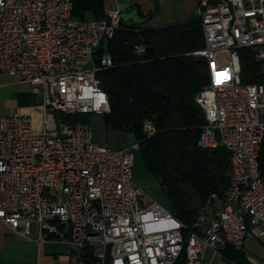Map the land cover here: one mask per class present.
Instances as JSON below:
<instances>
[{
	"label": "built area",
	"instance_id": "2783aa9c",
	"mask_svg": "<svg viewBox=\"0 0 264 264\" xmlns=\"http://www.w3.org/2000/svg\"><path fill=\"white\" fill-rule=\"evenodd\" d=\"M73 10V0H0V73L30 86L43 113L39 131L28 114L0 118V220L26 240L35 223L40 243L66 234L72 264H176L183 252L187 264H224L228 245L264 239V85L243 83L239 55L250 48L264 61V0H201L195 12L205 46L192 55L208 72L196 99L207 121L198 146L228 150L232 172L225 198L210 197L188 237L135 183L139 143L115 150L91 124L64 118L111 112L98 73L115 64L109 43L124 11L81 21ZM144 130L156 133L150 121Z\"/></svg>",
	"mask_w": 264,
	"mask_h": 264
},
{
	"label": "trees",
	"instance_id": "16d2710c",
	"mask_svg": "<svg viewBox=\"0 0 264 264\" xmlns=\"http://www.w3.org/2000/svg\"><path fill=\"white\" fill-rule=\"evenodd\" d=\"M73 5V16L81 21L108 18L106 0H73ZM138 45L146 46L145 55L136 52ZM204 46L203 24L197 17L158 28L129 29L122 24L109 43L115 64L98 73L111 107L104 115L105 126L114 133L132 134L140 144L143 166L158 179L172 213L187 226L186 237L210 197L225 198L231 185L228 150L198 146L207 121L196 99L208 84V72L205 59L192 53ZM239 55L243 83L264 85V61H258L250 48ZM38 101L32 94L19 96L20 106ZM92 116L64 118L92 124ZM146 121L156 127L151 137L144 131ZM260 165L264 179V140ZM223 257L229 264H252L244 249L230 245ZM176 264H187L186 252Z\"/></svg>",
	"mask_w": 264,
	"mask_h": 264
},
{
	"label": "crops",
	"instance_id": "0c3cea01",
	"mask_svg": "<svg viewBox=\"0 0 264 264\" xmlns=\"http://www.w3.org/2000/svg\"><path fill=\"white\" fill-rule=\"evenodd\" d=\"M194 1L191 0L189 3L187 0H106V11L109 13L117 9H128L129 11L137 9L146 19L144 25L149 28H158L182 23L193 18L200 4V0ZM155 21H157L156 27H150V23ZM0 75L14 77L9 73H0ZM16 83L18 82L16 81ZM24 94H31V91L17 89V96L13 103L17 108L16 111L30 115V109L40 106V100L35 105L20 106L19 96ZM60 232H65V228L61 227ZM66 236V234L63 236L60 233L48 234L46 243L38 242L37 234L33 236V239L26 240L14 234L0 220V264H72L70 249L67 244L61 241ZM252 240L254 239L246 240L244 250L248 253L252 264H259L264 260V240H260L261 248L255 255H251L246 249V244ZM208 255L211 256V253ZM224 264L229 263L225 262Z\"/></svg>",
	"mask_w": 264,
	"mask_h": 264
},
{
	"label": "rangeland",
	"instance_id": "374dc122",
	"mask_svg": "<svg viewBox=\"0 0 264 264\" xmlns=\"http://www.w3.org/2000/svg\"><path fill=\"white\" fill-rule=\"evenodd\" d=\"M189 3L191 0H187ZM193 1V0H192ZM196 1V0H195ZM194 1V2H195ZM194 17H196L194 15ZM157 21L150 23V27H156ZM16 78L10 75H0V118L6 115L13 114L16 112L17 108L14 106V100L17 96V89H26L31 91V87L28 85H22L16 83ZM42 110L40 106L33 107L30 109V116L34 119V124L36 131L41 129L42 124ZM264 120V117H262ZM92 127L95 135L96 141L103 146H108L112 149H123L131 147L135 142V138L132 134L128 133H114L109 131L104 123L103 115H93L92 116ZM145 131V130H144ZM137 155L136 165L134 168V180L135 183L141 187L147 194H149L155 201L161 204L163 207H169V203L162 191L158 179L150 175L143 166L142 160ZM195 206L199 205L198 199L195 198ZM194 206V207H195ZM196 208V207H195ZM37 234L36 225L33 224L32 235ZM264 240V239H262ZM261 248L260 240L254 239L248 241L246 244V249L249 254L255 255L258 249ZM257 257V256H256ZM214 264H220L216 259Z\"/></svg>",
	"mask_w": 264,
	"mask_h": 264
},
{
	"label": "water",
	"instance_id": "95a60500",
	"mask_svg": "<svg viewBox=\"0 0 264 264\" xmlns=\"http://www.w3.org/2000/svg\"><path fill=\"white\" fill-rule=\"evenodd\" d=\"M122 24L129 29H135L146 23V19L141 16L137 9L129 11L125 9L121 14Z\"/></svg>",
	"mask_w": 264,
	"mask_h": 264
}]
</instances>
